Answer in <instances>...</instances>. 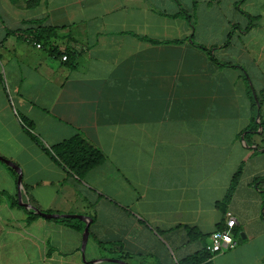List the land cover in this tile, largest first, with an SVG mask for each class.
I'll return each instance as SVG.
<instances>
[{
    "label": "crops",
    "instance_id": "0c3cea01",
    "mask_svg": "<svg viewBox=\"0 0 264 264\" xmlns=\"http://www.w3.org/2000/svg\"><path fill=\"white\" fill-rule=\"evenodd\" d=\"M263 64L264 0H0V156L22 202L91 218L83 252L84 222L2 197L0 259L179 264L230 211L237 245L213 264H264V147L245 140ZM73 136L104 155L83 178L43 148ZM13 170L0 194L18 197Z\"/></svg>",
    "mask_w": 264,
    "mask_h": 264
},
{
    "label": "trees",
    "instance_id": "16d2710c",
    "mask_svg": "<svg viewBox=\"0 0 264 264\" xmlns=\"http://www.w3.org/2000/svg\"><path fill=\"white\" fill-rule=\"evenodd\" d=\"M40 0H34L35 4H38ZM49 31L55 32V28H49ZM39 39H42L44 42H49V37L46 36L45 34H40ZM154 42V41H152ZM230 43V35L226 41V45ZM211 59L214 60L215 62H218L215 58L211 56ZM227 65V64H226ZM232 66V65H231ZM252 93V91H251ZM253 94V93H252ZM257 94V98L259 101L260 106L263 104V100L260 96V94ZM251 101H252V110L254 112V115L251 119V123L249 127L246 129V135H245V140L246 142H250L254 134L259 130V128L264 129V119H262L261 116V109H260V119L257 121V102L254 99V96L251 95ZM44 150L53 156V158L60 164L62 165L65 169L68 171L72 172L79 178H83L91 169L99 166L100 164L103 163L104 161V155L102 152L92 146L91 144L88 143V141L83 138L82 136H73L61 143H58L56 145H53L49 148L43 147ZM259 149V147H257ZM12 170V168H11ZM14 172V170H13ZM241 175V169L234 175L233 177V182L231 184V187L224 199V203L227 204L230 202L233 192L236 188L237 182L239 180V177ZM264 181V178H256L253 182V185L259 186L261 182ZM263 200H264V191H261ZM5 197L8 201L11 207H20L19 202H18V197L17 196H10L6 193H1L0 194V203H1V198ZM35 208L39 209L35 204H33ZM264 206V204H263ZM222 210L224 211L225 208L222 207ZM28 218L27 222H32L33 220L39 218L40 216L33 212V211H28ZM264 214V211H263ZM56 222H68V219H58L55 220ZM189 233H193V231L189 230ZM234 236H237L236 228L234 229ZM207 246V244H206ZM206 246L204 247L203 250L186 257L182 259L179 264H213L211 258L213 254H211L209 251L206 250ZM120 259L127 260V258L124 257H119Z\"/></svg>",
    "mask_w": 264,
    "mask_h": 264
},
{
    "label": "rangeland",
    "instance_id": "374dc122",
    "mask_svg": "<svg viewBox=\"0 0 264 264\" xmlns=\"http://www.w3.org/2000/svg\"><path fill=\"white\" fill-rule=\"evenodd\" d=\"M253 76L255 77V82L253 85V88L255 91L259 94L261 89L264 86V64L261 67V69H253ZM263 111V112H262ZM261 111L262 119L264 118V109ZM260 119V118H259ZM256 144L258 147H264V129L259 128V130L256 132ZM248 169V166L247 168ZM2 238V229L0 231V244L6 243L1 240ZM34 257H30L31 253L27 248H24L23 250L21 248L18 249V251L10 250L4 254V261L1 258L0 262H6V264H43L41 257H38V252H34ZM2 256V255H1Z\"/></svg>",
    "mask_w": 264,
    "mask_h": 264
},
{
    "label": "water",
    "instance_id": "95a60500",
    "mask_svg": "<svg viewBox=\"0 0 264 264\" xmlns=\"http://www.w3.org/2000/svg\"><path fill=\"white\" fill-rule=\"evenodd\" d=\"M253 96L255 101L257 102V119L260 118V109L261 106L259 104L258 98H257V94L256 92L253 90ZM0 160L3 161L6 165H8L9 167L13 168L17 173H18V186H19V191H18V202L19 205H22L24 208L26 209H30L34 212H36L39 216L45 218V219H58V218H68V219H77V220H81L82 222L85 223L86 227L84 229V233H83V243H82V251L84 252L87 241H88V237H89V225L91 222V218L87 217V216H83V215H57V214H51V213H45L42 212L41 210L35 208L33 205L29 204V203H24L22 202V191H21V186H22V173H21V169L19 168V166H17L15 163H13L12 161H9L7 159H4L3 157L0 156ZM109 262L112 263H116V264H128L127 262L120 260V259H105Z\"/></svg>",
    "mask_w": 264,
    "mask_h": 264
},
{
    "label": "built area",
    "instance_id": "2783aa9c",
    "mask_svg": "<svg viewBox=\"0 0 264 264\" xmlns=\"http://www.w3.org/2000/svg\"><path fill=\"white\" fill-rule=\"evenodd\" d=\"M37 47H41L40 43L36 44ZM67 55L62 57L63 61L67 60ZM238 225V220L232 212L227 211L225 219V227L220 230L214 231L210 235V240L206 246V250L211 254L222 253L224 251L231 250L236 247L237 240L234 236V229Z\"/></svg>",
    "mask_w": 264,
    "mask_h": 264
}]
</instances>
